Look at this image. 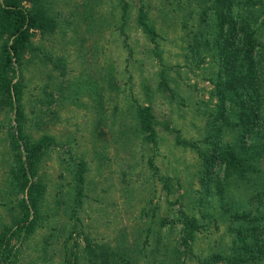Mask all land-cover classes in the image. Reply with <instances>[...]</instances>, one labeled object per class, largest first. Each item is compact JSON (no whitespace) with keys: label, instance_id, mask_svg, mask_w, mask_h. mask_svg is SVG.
Listing matches in <instances>:
<instances>
[{"label":"rangeland","instance_id":"obj_1","mask_svg":"<svg viewBox=\"0 0 264 264\" xmlns=\"http://www.w3.org/2000/svg\"><path fill=\"white\" fill-rule=\"evenodd\" d=\"M204 1L42 0L53 27L34 30L21 63L12 62L21 79L20 116L15 103L0 101L8 264H200L228 242L224 224L199 214L201 160L189 144L202 146L214 104L215 66L200 58V44L189 45ZM263 7L264 0H236L232 10L255 9L264 43ZM139 105L148 108L152 139ZM40 137L48 143L33 179L42 192L25 219L27 191L12 178V157ZM180 211L203 223L187 245ZM29 219L28 231L9 235Z\"/></svg>","mask_w":264,"mask_h":264},{"label":"trees","instance_id":"obj_2","mask_svg":"<svg viewBox=\"0 0 264 264\" xmlns=\"http://www.w3.org/2000/svg\"><path fill=\"white\" fill-rule=\"evenodd\" d=\"M235 1L205 0L196 9V27L190 29L193 43L189 45L200 44L204 52L200 58H208L215 66L211 77L214 104L205 115L202 146L187 142L201 160L203 185L198 202L204 207L199 214L214 224H224L223 232L228 235V242L222 241L200 264H264V43L252 19L257 14L255 9H247L246 14L242 9L233 11ZM41 2L0 0V101L15 103L16 118L20 116L17 99L21 79L12 62L21 63L34 30L53 27ZM138 20L154 33L141 11ZM137 115L152 139L154 130L147 106H137ZM18 132L10 138L14 149L20 145L18 136L22 135ZM47 143V137L24 141L12 157V178L27 191V198L21 199L25 219L30 207L37 209V195L42 192L33 177L39 153ZM180 213L184 219L182 240L187 245L186 239L203 223L194 215ZM31 222L29 219L26 224L8 228L9 235L21 229L28 231ZM7 239L5 230L0 231V264H8Z\"/></svg>","mask_w":264,"mask_h":264}]
</instances>
